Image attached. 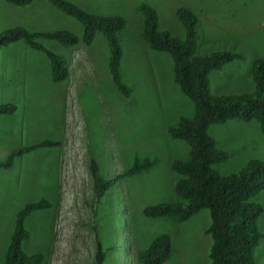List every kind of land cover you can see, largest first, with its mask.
I'll list each match as a JSON object with an SVG mask.
<instances>
[{
  "label": "rangeland",
  "instance_id": "rangeland-1",
  "mask_svg": "<svg viewBox=\"0 0 264 264\" xmlns=\"http://www.w3.org/2000/svg\"><path fill=\"white\" fill-rule=\"evenodd\" d=\"M81 9L121 16L118 34L122 48L121 74L132 89L118 92L108 71L109 47L100 33L89 46L65 47L42 41L67 60L68 77L53 82L43 53L23 42L0 47V103L16 105L0 114V161L16 148L41 140L60 142L16 156L11 167H0V264L14 228L17 212L41 198L52 206L32 212L24 220L29 233L26 253L41 252V264H138L137 253L160 233H168L172 254L166 264H211V236L207 209L186 221L148 218L145 205L179 201L172 170L185 159L188 145L171 138L167 128L180 116H190L192 102L173 80V63L165 52L151 50L141 37L146 3L158 13L159 29L182 39L179 8L194 12L197 53L229 50L242 55L209 73L213 95L251 93L254 61L264 58V0H71ZM24 26L29 30L66 28L81 37L82 26L45 1L15 6L0 0V32ZM209 133L228 158L215 166L221 174L238 171L251 159L264 161V133L256 121L229 120L213 124ZM147 156L155 164L138 175L120 176L133 156ZM94 159L99 172L114 184L97 200L90 174ZM262 207L258 227L263 233L255 251L264 264V189L251 198ZM121 237V239H119Z\"/></svg>",
  "mask_w": 264,
  "mask_h": 264
},
{
  "label": "trees",
  "instance_id": "trees-1",
  "mask_svg": "<svg viewBox=\"0 0 264 264\" xmlns=\"http://www.w3.org/2000/svg\"><path fill=\"white\" fill-rule=\"evenodd\" d=\"M15 6H27L35 1H45L65 15L71 16L82 26V35L66 29L29 30L24 26L7 28L0 32V47L23 42L31 50L41 52L49 61V75L53 82L67 79L69 71L66 58L50 50L42 41H56L65 47L82 42L89 46L100 33L109 47L107 62L112 83L120 94L129 97L132 89L123 81L121 74L122 48L118 34L125 27L121 16H106L81 9L71 0H4ZM142 15L141 37L151 50L165 52L173 63V80L180 91L192 102L190 116H180L167 128L171 138L188 145L185 159H175L172 170L178 175L174 190L179 201H163L145 205L142 213L148 218H171L183 222L207 209L210 223L207 232L211 236L209 258L211 264H256L255 251L263 233L258 227L262 207L251 200L264 189V161L251 159L241 169L221 174L215 166L228 158V153L218 148L209 133L213 124L229 120L256 121L264 133V58L254 61L251 75L255 89L251 93L213 95L209 89V73L222 69L227 63L241 59L242 55L229 50H217L206 54L197 53L196 26L198 19L188 8L176 12L184 37L172 36L159 29L158 13L154 7L142 3L138 7ZM16 105L0 103V114H11ZM60 142L41 140L29 146L14 149L0 167H11L16 156L40 147L58 146ZM155 160L134 155L130 166L120 175L132 177L147 171ZM93 192L97 200L104 197L114 184L105 178L94 159L90 161ZM46 198L29 202L20 209L5 253L4 264H41V252L26 253L23 242L29 233L24 220L36 210L51 207ZM121 239V237H119ZM101 244H98L97 262L103 260ZM172 254V241L168 233L156 235L137 253L138 264H166Z\"/></svg>",
  "mask_w": 264,
  "mask_h": 264
}]
</instances>
